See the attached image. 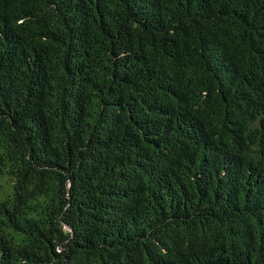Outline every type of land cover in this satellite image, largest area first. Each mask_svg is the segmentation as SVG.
<instances>
[{"label":"trees","instance_id":"obj_1","mask_svg":"<svg viewBox=\"0 0 264 264\" xmlns=\"http://www.w3.org/2000/svg\"><path fill=\"white\" fill-rule=\"evenodd\" d=\"M0 264H264V0H0Z\"/></svg>","mask_w":264,"mask_h":264}]
</instances>
